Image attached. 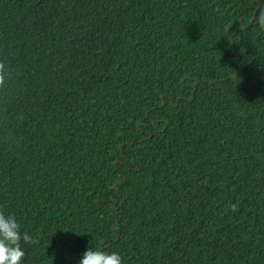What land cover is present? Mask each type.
I'll return each mask as SVG.
<instances>
[{"label": "trees", "instance_id": "obj_1", "mask_svg": "<svg viewBox=\"0 0 264 264\" xmlns=\"http://www.w3.org/2000/svg\"><path fill=\"white\" fill-rule=\"evenodd\" d=\"M254 9L0 0V212L33 238L23 264L90 246L123 264H264Z\"/></svg>", "mask_w": 264, "mask_h": 264}, {"label": "clouds", "instance_id": "obj_2", "mask_svg": "<svg viewBox=\"0 0 264 264\" xmlns=\"http://www.w3.org/2000/svg\"><path fill=\"white\" fill-rule=\"evenodd\" d=\"M253 19L257 30L264 33V0H255ZM32 241V236L22 231L14 215L0 212V264H23L25 248L22 244ZM76 264H123V260L117 251L106 252L90 246L80 254Z\"/></svg>", "mask_w": 264, "mask_h": 264}, {"label": "water", "instance_id": "obj_3", "mask_svg": "<svg viewBox=\"0 0 264 264\" xmlns=\"http://www.w3.org/2000/svg\"><path fill=\"white\" fill-rule=\"evenodd\" d=\"M240 21H241V19H240ZM115 186H116V182H115Z\"/></svg>", "mask_w": 264, "mask_h": 264}]
</instances>
